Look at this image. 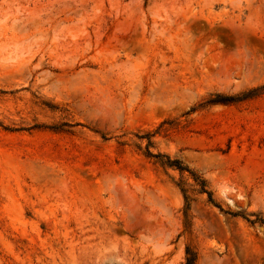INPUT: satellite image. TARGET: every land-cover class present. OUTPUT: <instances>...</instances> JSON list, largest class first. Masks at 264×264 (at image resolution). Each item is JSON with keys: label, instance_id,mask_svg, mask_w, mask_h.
Returning a JSON list of instances; mask_svg holds the SVG:
<instances>
[{"label": "rangeland", "instance_id": "rangeland-1", "mask_svg": "<svg viewBox=\"0 0 264 264\" xmlns=\"http://www.w3.org/2000/svg\"><path fill=\"white\" fill-rule=\"evenodd\" d=\"M187 248L264 264V0H0V264Z\"/></svg>", "mask_w": 264, "mask_h": 264}, {"label": "trees", "instance_id": "trees-1", "mask_svg": "<svg viewBox=\"0 0 264 264\" xmlns=\"http://www.w3.org/2000/svg\"><path fill=\"white\" fill-rule=\"evenodd\" d=\"M230 99H227L226 97H219V99H212L209 100L207 103L209 104H215V103H219V102H226L229 101ZM148 155L152 156V154L148 151ZM154 156H160V154L154 155ZM162 165L168 166V167H173L177 170H179L180 172L182 171H188L191 175L192 178L195 182L196 185H198L199 187V191L200 192H206L208 194V200L213 203L214 205L218 206L213 197L212 194L210 193V191L207 190V185H206V181L204 179H201L198 175H196L194 172L190 171V169H188L187 167H185L184 165H182V163L177 160V159H170L168 156H165V160L160 161ZM183 193H186V189H182ZM185 197L187 198L186 194ZM197 259L196 253L192 250H190L189 248L186 249V257H185V262L184 264H195Z\"/></svg>", "mask_w": 264, "mask_h": 264}]
</instances>
